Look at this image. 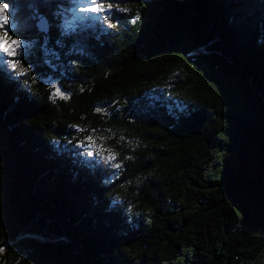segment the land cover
Instances as JSON below:
<instances>
[{
    "label": "trees",
    "instance_id": "trees-1",
    "mask_svg": "<svg viewBox=\"0 0 264 264\" xmlns=\"http://www.w3.org/2000/svg\"><path fill=\"white\" fill-rule=\"evenodd\" d=\"M127 2L126 16L121 2L78 18L76 0H7L9 37L41 49L27 68L0 65V264L264 251V0Z\"/></svg>",
    "mask_w": 264,
    "mask_h": 264
},
{
    "label": "rangeland",
    "instance_id": "rangeland-1",
    "mask_svg": "<svg viewBox=\"0 0 264 264\" xmlns=\"http://www.w3.org/2000/svg\"><path fill=\"white\" fill-rule=\"evenodd\" d=\"M123 3H121V2ZM76 7L78 9V18H82L84 16H96L95 14H92L93 11H88L87 9H91L93 7H97L98 5L102 6L104 11L100 12V15H108L109 11L115 7H113L115 4L121 3L120 7H117L116 9L119 11L118 14L120 15H127V12L129 11V2L127 0H96L95 3L92 2V0H76ZM55 9H52L54 11ZM5 12L9 13V15L14 12L12 10V7H8L7 5V0H0V23H2L3 20V15ZM98 15V16H100ZM97 16V17H98ZM13 22L8 23L10 25ZM67 26L70 27V30L73 29V26L75 25V22H69L66 24ZM4 26V25H3ZM0 27V38H5L7 41L19 39L21 41V48L17 50L18 53H23V55H17L15 57H7L8 60H17L19 61L18 65H23L24 67L30 66L29 61L30 58L33 57L38 51H40L41 46L37 41V38L35 35H25V34H20L18 37H9L5 36V28ZM45 38V36H43ZM41 42H44L43 39H41ZM199 52V51H198ZM37 61L41 66L44 67H53V58L51 54L48 52V50L44 49L42 46V51L37 57ZM28 71V70H26ZM53 74L59 75V73L54 69ZM60 78L57 76L56 78H51L49 76H46V78L43 79V83L49 85L52 89L53 92H56V89L62 90V86L59 84ZM70 128H74L76 132L80 131V127L77 125H71ZM89 133L84 132L83 136V141L88 142L85 144H89L90 146V151L93 152L94 154H100L102 151V147L99 146L97 150H94V145L92 141H89ZM264 262V251L260 253V255L257 257V260L253 264H262Z\"/></svg>",
    "mask_w": 264,
    "mask_h": 264
},
{
    "label": "snow or ice",
    "instance_id": "snow-or-ice-1",
    "mask_svg": "<svg viewBox=\"0 0 264 264\" xmlns=\"http://www.w3.org/2000/svg\"><path fill=\"white\" fill-rule=\"evenodd\" d=\"M93 3L96 2V0H92ZM88 11L93 12H102L104 11L103 7L98 5L97 7H93L91 9H87ZM9 23V13L5 12L3 16L2 23H0V27H2L5 24ZM39 27L42 31L47 30V24L46 22L41 18ZM5 36H7V30L5 31ZM21 48V41L19 39L11 40L10 42L5 40V38H0V65H3L5 68L8 65H11L13 69H16L19 61L17 60H8L7 57H15L18 54L23 55V53H18L17 50ZM25 73L21 72L20 75H24ZM57 94L60 93V89H56ZM115 158L114 156L112 157ZM116 167H119V164L116 165Z\"/></svg>",
    "mask_w": 264,
    "mask_h": 264
},
{
    "label": "water",
    "instance_id": "water-1",
    "mask_svg": "<svg viewBox=\"0 0 264 264\" xmlns=\"http://www.w3.org/2000/svg\"><path fill=\"white\" fill-rule=\"evenodd\" d=\"M41 18L45 21V19L43 17H38V18H35L33 20V25H34V28L36 29L37 32H39L40 34L42 35H45L47 32L46 31H42L39 27V24H40V21H41ZM46 22V21H45Z\"/></svg>",
    "mask_w": 264,
    "mask_h": 264
}]
</instances>
